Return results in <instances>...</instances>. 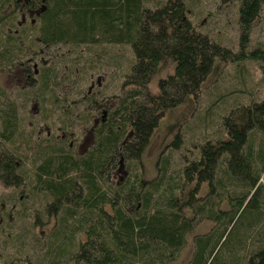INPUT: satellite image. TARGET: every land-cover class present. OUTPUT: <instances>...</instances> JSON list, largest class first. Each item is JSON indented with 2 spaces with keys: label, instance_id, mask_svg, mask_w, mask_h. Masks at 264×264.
<instances>
[{
  "label": "trees",
  "instance_id": "obj_1",
  "mask_svg": "<svg viewBox=\"0 0 264 264\" xmlns=\"http://www.w3.org/2000/svg\"><path fill=\"white\" fill-rule=\"evenodd\" d=\"M234 1L238 51L197 29L184 15V0L155 7L145 0H13L19 20L28 18L44 45L128 44L134 54L123 92L113 104L102 105L110 109L97 113L94 140L85 152L47 145L29 159L0 149V182L24 197L38 191L48 197L46 218L35 211L31 222L39 232L35 246L46 252L45 264H165L176 259L203 216L219 220V227L195 237L186 264H229V257H217L230 222L244 215L246 229L260 225L264 232V96L226 108L221 128L204 136L180 174L170 171L168 155L155 176L143 174L142 155L160 120L181 105L188 109L209 76L246 59L258 60L264 75V44L249 46L264 0ZM169 64L174 71L159 76ZM52 72L47 67L40 73L43 89ZM155 79L158 91L151 93L148 86ZM0 116V136L9 140L17 130V109L0 108ZM178 133L174 147L180 144ZM30 161L34 167L28 171ZM121 165L128 172L115 182L112 172ZM43 224L49 226L44 230ZM259 244L248 264H264V235ZM32 256L25 252L20 264H40ZM8 264L19 263L14 258Z\"/></svg>",
  "mask_w": 264,
  "mask_h": 264
},
{
  "label": "rangeland",
  "instance_id": "obj_2",
  "mask_svg": "<svg viewBox=\"0 0 264 264\" xmlns=\"http://www.w3.org/2000/svg\"><path fill=\"white\" fill-rule=\"evenodd\" d=\"M163 1L166 0H145L151 7ZM184 3V15L197 29L238 51L237 1L184 0ZM19 19L13 0H0V108L15 106L17 109L15 135L9 140L0 136V149H14L30 159L41 152L43 146L63 144L72 152L82 154L93 143L92 128L97 113L104 115L110 109L102 105L113 104L123 92L122 81L134 61L133 51L128 44L44 45L37 38V30L29 27L28 18L25 22ZM257 44H264V6L254 22L249 46ZM47 67L53 68L55 76L51 75L48 86L43 89L44 77L40 73ZM173 71V65L169 64L159 76L165 77ZM220 74L207 78L201 87L200 98L189 102L188 109L181 105L165 113L142 155L145 176H155L158 166L167 161V155L170 171L180 174L181 166L196 154V145L204 136L214 135L217 126L221 128V116L226 108L235 102L264 96V75L258 60L226 64ZM30 77L36 79L33 80L35 84H30ZM148 90L151 93L158 91L156 79L149 84ZM99 103L101 108L96 109L95 104ZM177 133L180 144L174 147ZM30 165L34 167L32 161L28 171ZM127 172L124 165L115 168L112 180L121 181ZM31 179L28 177L24 192L28 193ZM38 192L24 197L20 195V189L0 182V264H8L14 258L20 264L19 257L25 252L33 255L40 264L46 263V252L33 241L39 232L31 224L35 211L46 218L43 206L48 197ZM219 197L226 202L223 193ZM221 205L225 206V203ZM244 219L243 215L228 224L218 243L223 241L218 260L229 257V264H232L236 257L238 262L235 264H248L250 254L261 246L262 227L257 225L252 231L248 230ZM219 222L211 216L200 218L195 229L188 233L187 243L176 259L165 264H186L194 252L195 237L219 227ZM48 226L43 224V229Z\"/></svg>",
  "mask_w": 264,
  "mask_h": 264
}]
</instances>
